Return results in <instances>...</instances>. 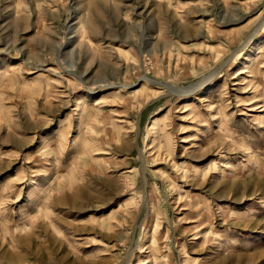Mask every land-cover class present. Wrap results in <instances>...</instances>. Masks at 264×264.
I'll return each instance as SVG.
<instances>
[{
	"label": "rangeland",
	"instance_id": "obj_1",
	"mask_svg": "<svg viewBox=\"0 0 264 264\" xmlns=\"http://www.w3.org/2000/svg\"><path fill=\"white\" fill-rule=\"evenodd\" d=\"M0 264H264V0H0Z\"/></svg>",
	"mask_w": 264,
	"mask_h": 264
},
{
	"label": "bare ground",
	"instance_id": "obj_2",
	"mask_svg": "<svg viewBox=\"0 0 264 264\" xmlns=\"http://www.w3.org/2000/svg\"><path fill=\"white\" fill-rule=\"evenodd\" d=\"M180 93L184 94V93H188V92H185V91H181Z\"/></svg>",
	"mask_w": 264,
	"mask_h": 264
}]
</instances>
